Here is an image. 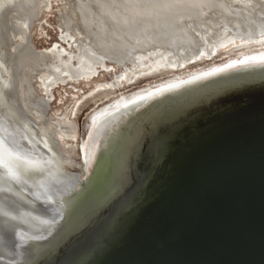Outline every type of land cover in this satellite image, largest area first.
Segmentation results:
<instances>
[{"label":"water","instance_id":"95a60500","mask_svg":"<svg viewBox=\"0 0 264 264\" xmlns=\"http://www.w3.org/2000/svg\"><path fill=\"white\" fill-rule=\"evenodd\" d=\"M88 115L69 190L0 119V264H264V49L179 60Z\"/></svg>","mask_w":264,"mask_h":264},{"label":"rangeland","instance_id":"374dc122","mask_svg":"<svg viewBox=\"0 0 264 264\" xmlns=\"http://www.w3.org/2000/svg\"><path fill=\"white\" fill-rule=\"evenodd\" d=\"M4 1L5 2L3 3V7L1 8L3 9L2 15L6 14L7 12H10L9 9L11 8H9V5L12 4L15 7L19 5V8H14L11 11V14L14 15V24L19 27V30L22 31V34L16 36L15 43L11 47V50L14 54H17L18 48H22V46H24V44H27L29 41H31L34 47L37 48L38 52H43V50H45V52L46 51L49 52L51 49L55 47V45H58L59 48H65L68 52L74 53L75 64L78 65V61L82 57V49H81V47L83 46L82 41L84 42V40L89 37L86 34H90L91 35L90 39H92L93 41L95 34L98 32L100 28L101 31L99 30L97 35L100 34V36L102 37L103 44H106L108 41L110 42L112 41L111 43L113 46L111 47V50H113L117 46L120 47V50L117 47L116 50L113 51L114 52L119 51L118 54H120L121 52L120 54L121 57L115 55L114 52L108 53L110 55H106L107 61H104L103 63H97L95 65L96 69L92 74H90V76H84L80 79L70 78L69 76H67V78L58 77L55 85L52 84L49 88H45V90H49L51 94L47 92V98H43L42 102L44 108L42 110H40L38 106H33V104H31L30 102L31 108L36 113L35 115L39 119L45 121L46 124L44 127L48 129V131H51L52 133L55 134L54 138L49 136L48 133L47 134L45 133L44 135H46V137L52 138L53 141L55 142V146L62 157V160L61 161L59 160L58 163L64 169L70 168L72 170H76V168L80 165L81 159H83L82 149H81L82 127L88 111L93 109V107L96 106L97 102L114 95H120L119 97H121V96H130L134 93L142 92L155 80H157L161 75H163L167 70H169L173 65H175L179 60L228 51V50L258 49L257 47L264 46V40H263L264 28L261 29L262 31H252V32H247V29L245 28L246 26L245 21L252 22L253 20L256 19L264 20V7L253 6L251 3H248V0H242L241 2L240 0H227L228 6L226 8V12L228 13H225L226 16H222L221 13L214 8H212L211 11L204 13L203 15H200L201 9L196 10L195 13L192 12L194 16H192L193 14L189 12L188 14L190 15L188 14L186 15L187 20H183L181 22V24H184V26H186V28H188L189 30L188 33L191 39V41L189 40V42L187 40L188 38L185 37V34H183L180 29H178L177 31L176 29H173L172 31V27H171L170 30L174 33L172 32L166 33L168 31L167 30L168 28L164 27L163 24L164 25L168 24L170 20L169 21L165 20L166 21L165 22L163 18L164 15L162 12H160V14L157 13L159 17H157L155 14V18L156 17L160 18V19L157 18L156 19L160 21V23L162 22L161 24H157L156 23L157 21H154V25L151 28L145 26V28L143 27V31L139 30L140 31L139 32L138 29H136L137 32H135L133 30L130 31V29L127 30L130 22L128 20H122V18L120 17L123 15L120 14L121 10L118 9V11H116L117 13L116 16H119V18H115V21H117L115 22L114 18L109 16L110 11H108V8L105 9L106 10L105 14H103L104 9L102 6L95 8L97 10L99 8L100 11H102L103 9L102 14L106 17L104 18V16L100 13L99 15L100 17L96 19L97 20V25H96V21L90 19L89 18L90 16H88L86 19L88 22H92L93 26L87 27V25L83 21L82 14L79 10L80 6L85 7V3H83L84 1L82 0L81 1L80 0H4ZM142 2L144 3L145 1L140 0L141 4L140 3L139 4L145 8L146 5L145 3L142 5ZM22 3L26 5L27 7L26 9H24ZM244 3L250 4L251 6H244ZM148 5H149L148 8L154 7L152 0L151 1L149 0ZM34 7L36 8L41 7L42 11L32 22V18L30 16V12H31L30 9ZM101 7L102 9H100ZM155 9L156 8H154V10ZM26 10H28V14H26L28 16L26 19H21L17 17L18 14L21 15L20 12ZM75 10H77L76 13ZM62 14L69 15L72 23L75 25L73 28H71L70 31L65 28V23L64 20L62 19ZM22 16L25 17V15ZM107 17H109L108 18L109 20L106 19ZM242 17L244 18L242 19ZM111 18L113 19V22ZM138 18L139 17H137V19ZM200 18L205 20L204 21L202 20L203 25L199 27V30L191 29L189 23L195 22V24L197 23L199 25ZM103 19L106 20L104 21ZM140 19L144 21L142 18ZM140 19L138 20V22L140 21L141 24ZM119 23L123 24V26L120 25ZM126 23L128 24V26L127 25L124 26V24ZM106 26H108L110 29ZM96 27H98L97 30ZM116 27L119 29L116 30L117 29ZM110 30H112L111 32L113 35L110 33ZM119 30L121 33L118 32ZM115 31L116 33H114ZM132 31L133 33H131ZM178 31L181 32L180 33L181 35H179ZM145 32L147 34H145ZM66 34L68 35L67 39L63 40V35ZM132 34L133 35L136 34V35L133 37ZM142 34L143 35L145 34L146 36L145 35L143 36ZM159 34L165 35L164 39L163 38L161 39L162 41H160L159 38L160 36H158ZM175 35L176 38L174 37ZM205 35L207 39L206 42H203L201 39H203L204 38L203 36ZM120 36H122V38ZM210 37L212 38L211 40H209ZM114 38L116 39L115 40L116 42L114 41ZM123 38L124 39L127 38V39L124 40ZM148 38H150L151 40ZM118 39H120V41ZM132 39L135 40L133 43L134 46L132 45L131 47L130 45L126 46L128 44L123 43L126 41L127 43H130ZM155 39H157L156 42ZM182 40H186V42H188L189 45L188 47L189 48L193 47L194 49V51L188 52L190 55L188 57L187 56L181 57L179 55L175 56L177 50H179L178 52H180V50L182 49V46L178 45V43L182 42ZM171 41L174 44L173 43L171 44ZM177 41L178 43H176ZM113 42L115 43L113 44ZM88 43L90 44V42ZM116 43H118L117 46ZM157 43L160 47L157 45ZM167 44L170 45L168 46ZM122 47L124 50L121 49ZM132 47H134L135 49H133ZM188 47L186 48L189 49ZM127 51L129 52L132 51L134 53L133 57H131L129 61L125 60L124 63L120 64L118 60L123 59L122 56L124 55L122 54L123 53L127 54ZM188 53L185 52V55ZM66 56L68 57V55ZM117 56L118 58H116ZM170 58L173 59L175 62H167L168 59ZM66 60L68 59L66 58ZM47 79L48 77L46 75L41 74L33 79L32 85L30 83L28 84L34 88V92L38 95V97L45 96V90H43V82H45ZM28 96L29 95H27V97ZM49 96H51V98H49ZM69 110H71V112H69ZM38 113H40V115ZM65 114L71 116L70 117L71 124H69V130H67V132H63V130H61L63 126H59V124H63V122H65V120L61 118V115L64 117ZM28 119L30 118L28 117ZM57 126H59V128H57Z\"/></svg>","mask_w":264,"mask_h":264},{"label":"bare ground","instance_id":"6f19581e","mask_svg":"<svg viewBox=\"0 0 264 264\" xmlns=\"http://www.w3.org/2000/svg\"><path fill=\"white\" fill-rule=\"evenodd\" d=\"M81 1V0H80ZM84 1L83 3H85V7L83 6H80L79 7V10L82 14V18H83V21L85 22V24L87 25V27H92V22H88L87 21V17L90 16L89 18L96 21V25H97V18L100 17V13L102 14V11L104 9V13L105 14V9L108 8V11H110L109 13V16L113 17L114 18V21H115V18H119V16H116V11L121 10L120 14H123L122 16H120L122 18V20H128L130 22L129 24V27L127 28V30L130 29L137 32L136 29H138V31H143V27L145 28V26H148V27H152L154 25V21H157L156 23L157 24H161L160 21H158L157 19H160V18H157L159 17L157 13L160 14V12L163 13V18H164V21H169L168 24H163L164 27H167L168 31L166 33H171L173 31V29H176V31L178 29L181 30V32L183 34H185V37H187L188 39V42L189 40L191 41L190 39V35L188 33V28H186V26H184V24H181V22L183 20H187V14L189 12H194L198 9H201V14L200 15H203L204 13L206 12H209L212 10V8L214 9H217L222 16H226L225 13H228L226 12V8L228 6L227 4V0H152L153 4H154V7L152 8H148V4H149V0H142V1H145V8L142 7L140 4V0H82ZM151 1V0H150ZM242 0H240L241 2ZM5 1L4 0H0V11L2 12L3 9H1L3 7V3ZM7 2V1H6ZM20 2V1H19ZM140 3V4H139ZM142 2V5L144 4ZM248 3H251L253 6H262L264 7V0H248ZM78 4V3H77ZM82 5V4H81ZM99 5V6H98ZM5 6V5H4ZM10 6H13L12 4L9 5V8H11ZM19 6V5H18ZM22 6H24V4L22 3ZM79 6V5H78ZM102 7L100 9H102V11L98 10L95 8V7ZM244 6H251L250 4H247V3H244ZM19 8V7H18ZM78 8V7H77ZM154 8H156L154 10ZM12 9V8H11ZM26 9V8H25ZM5 10V9H4ZM31 12H30V16L32 18V22L33 20L39 15V13L42 11L41 7H34V8H31L30 9ZM73 10V9H72ZM78 10V9H77ZM77 10H75V13L77 12ZM123 12V13H122ZM21 15L18 14L17 17L21 18V19H26L28 15V10L26 11H22L20 12ZM89 14V15H88ZM91 14V15H90ZM102 14V15H103ZM119 14V15H120ZM155 14H156V18H155ZM193 14V13H192ZM191 14V15H192ZM198 14V13H197ZM22 15H25V17H23ZM174 15H175V18H174ZM190 15V14H188ZM199 15V16H200ZM9 16V15H8ZM92 16V17H91ZM104 16V15H103ZM194 16V14L192 15ZM191 16V17H192ZM197 16V15H195ZM198 16V17H199ZM75 17V16H74ZM106 16H104L105 18ZM137 17H139L137 19ZM169 17V18H168ZM189 17V16H188ZM202 17V16H201ZM255 17V16H254ZM103 18V17H102ZM101 18V19H102ZM109 17H107L106 19H108ZM140 18H142L144 21H142ZM172 20H171V19ZM195 18V17H194ZM197 18V17H196ZM244 17H242L243 19ZM62 19L64 20V23H65V28L67 30H71V28H73L75 25L72 23L71 21V18L69 15H63L62 14ZM100 19V18H99ZM98 19V21H99ZM105 19V20H106ZM112 19V18H111ZM110 19V20H111ZM141 20V24H140V21L138 22V20ZM162 19V17H161ZM199 19V18H198ZM256 19V18H255ZM82 20V19H81ZM104 20V19H103ZM104 20V21H105ZM121 20V19H120ZM197 20V19H196ZM205 19H202L200 18V23L199 25L195 22H191L189 23L190 24V28L193 29V30H199V27H201L203 25V21ZM102 21V20H101ZM100 21V22H101ZM162 21V20H161ZM165 21V22H166ZM198 21V20H197ZM196 21V22H197ZM82 22V21H81ZM88 22V23H87ZM99 22V23H100ZM107 22V21H106ZM112 22H113V19H112ZM110 22V23H112ZM117 22V21H115ZM125 22V21H124ZM128 22V23H129ZM159 22V23H158ZM246 22V26L245 28L247 29V32H252V31H262L261 29L264 28V20H253L252 22H248V21H245ZM95 23V22H94ZM123 23V21H122ZM145 23V24H144ZM13 24V23H12ZM102 24V23H101ZM116 24V23H115ZM120 24V23H119ZM156 24V25H157ZM114 25V24H113ZM123 26V24H120ZM128 24H124V26ZM116 26V25H115ZM77 27V26H76ZM75 27V28H76ZM108 27V26H106ZM114 27V26H113ZM119 27V26H118ZM155 27V26H154ZM172 27V31L170 30V28ZM2 28V24H0V29ZM109 28V27H108ZM117 28V27H116ZM123 28V27H121ZM125 28V27H124ZM158 28V27H157ZM161 28V26H160ZM3 29V28H2ZM86 29V28H85ZM98 29V27H96V30ZM101 29V28H100ZM99 29V30H100ZM110 29V28H109ZM114 29V28H113ZM119 28H117L116 30H118ZM148 29V28H147ZM88 30V29H87ZM98 30V32H99ZM101 31V30H100ZM105 31V30H104ZM107 31V30H106ZM112 30H110V33L112 34L111 32ZM114 31V30H113ZM124 31V29H123ZM133 31L131 33H133ZM139 31V32H140ZM149 31V30H148ZM17 32V31H16ZM85 32V31H84ZM87 32V31H86ZM97 32V31H96ZM97 32V33H98ZM120 32V30L118 31ZM117 32V33H118ZM134 32V33H135ZM179 32V35H181L180 31ZM89 33V31H88ZM97 33L95 34V37L94 36V39L92 41V39H90V34H86L87 36H89L88 38H84V42L82 41V57L80 58V60L78 61V65L75 64V55L74 53H70L68 52L65 48H59L58 45H55V47L53 49H51L49 52L45 50H43V52H35V53H31V52H27V54H25L23 57H21V64H22V67L20 66V68H22V71H23V75L22 76V81H23V84L26 85L27 87V84L30 83L32 85L33 83V79L41 74L43 75H46L48 77V79L43 82V90H45V88H49L52 84L55 85L56 81H57V78L58 77H61V78H64L67 76H69L70 78H76V79H80L84 76H90V74H92L94 72V70L96 69V64L97 63H103L104 61H107V56L106 55H110L108 53H112L114 52L113 50H116V48L118 47L117 44L119 43H116V48H112L113 50H111V47L113 46L112 45V41H108L106 44H103L102 43V37L99 35H97ZM101 33V32H100ZM104 33V32H102ZM116 33V31L114 32ZM121 33V32H120ZM142 33V32H141ZM160 33V32H159ZM163 33V32H162ZM174 33V32H172ZM109 34V32H108ZM119 34V33H118ZM129 34V33H128ZM137 34V33H136ZM135 34V35H136ZM145 34H147L145 32ZM144 34V35H145ZM149 34V33H148ZM154 34V33H153ZM157 34V33H156ZM2 35V33H1ZM102 35V34H101ZM104 35V34H103ZM113 35V34H112ZM117 35V34H115ZM121 35V34H120ZM125 35V34H124ZM133 35V34H132ZM133 35V37L135 36ZM138 35V34H137ZM143 35V34H142ZM143 35V36H144ZM177 35V34H176ZM176 35L174 36L176 38ZM67 34L66 35H63V40H66L67 39ZM111 36V35H109ZM146 36V35H145ZM150 36V35H149ZM148 36V37H149ZM158 36H160V41H162L161 39L163 38L164 39V36L163 34H159ZM158 36H157V39H158ZM178 36V35H177ZM189 36V37H188ZM3 37V36H2ZM10 37V36H9ZM99 37V38H98ZM112 37H115V36H112ZM117 37V36H116ZM119 37V36H118ZM122 38V36H120ZM139 37V36H138ZM179 37V36H178ZM204 38L201 39L203 42H206V35L203 36ZM120 38V39H121ZM129 38V37H128ZM137 38V37H136ZM82 39V38H80ZM110 39V38H109ZM108 39V40H109ZM120 39H118L120 41ZM124 39V38H123ZM127 39V38H126ZM124 39V40H126ZM139 39V38H138ZM150 39V38H148ZM155 39V42L156 40ZM212 38L210 37L209 40H211ZM11 40V39H10ZM112 40V39H111ZM116 39L114 38V41ZM122 40V39H121ZM123 40V41H124ZM129 40V39H128ZM151 40V39H150ZM175 40V39H174ZM264 40V39H263ZM122 41V42H123ZM134 39H132V41L130 43H127L126 42H123V43H126L128 45L126 46H129L131 47L134 46ZM137 41V40H136ZM154 41V40H153ZM86 42V43H85ZM90 42V44L88 43ZM116 42V41H115ZM113 42V44L115 43ZM121 42V44H122ZM159 42V40H158ZM188 42H186V40H182V42H179L178 41L176 43H178L179 46H182V49L180 50V52H178L179 50H177V52L175 53V56L176 55H179L181 57H185V56H190L188 52L190 51H194L193 47L189 48L188 46ZM251 42H254V41H251ZM56 43V42H55ZM152 43V42H151ZM150 43V45H151ZM173 42L171 41V44ZM246 43H249V42H246ZM10 44V43H9ZM147 44V43H146ZM145 44V46H146ZM174 44V43H173ZM143 45V44H142ZM149 45V43H148ZM158 45V43H157ZM168 46L170 44H167ZM176 45V44H175ZM245 45V44H244ZM248 45V44H247ZM1 46V45H0ZM125 46V45H124ZM125 46V47H126ZM159 46V45H158ZM178 46V47H179ZM124 47V48H125ZM140 47V46H138ZM137 47V48H138ZM151 47V46H150ZM149 47V48H150ZM154 47V45H153ZM160 47V46H159ZM186 47H188L189 49H187ZM127 48V47H126ZM129 48V47H128ZM133 49H135L134 47H132ZM145 48V47H144ZM258 49H264V46L263 47H257ZM110 51H109V50ZM118 49L120 50V47H118ZM117 49V50H118ZM122 50L123 47L121 48ZM131 49V50H133ZM175 49V48H174ZM137 50V49H136ZM126 51V50H125ZM148 51V50H146ZM185 52H187L188 54L185 55ZM118 52H114L115 55H118L121 57V52L120 54H118ZM123 53V52H122ZM133 52H129L127 51V54H122L124 56H122L123 59H119L118 62L120 64L124 63V61H129L131 59V57H133ZM68 55V57L66 56ZM113 55V56H115ZM112 56V55H111ZM118 56L116 58H118ZM109 57V56H108ZM119 57V58H120ZM66 58L68 60H66ZM175 59V58H174ZM113 60V59H112ZM115 60V59H114ZM122 60V61H121ZM3 58L0 54V71L3 70V73L6 69L5 66H2V62H3ZM66 61V62H65ZM167 62H175L173 59H168ZM28 77V78H27ZM39 79V78H38ZM46 85V86H45ZM29 92V97L27 98V102H31V104H33V106H38L40 110H42L44 108L43 106V103L41 100H43V98H47V92H49V90H45V96H41V100L38 99V95L31 91V90H28ZM141 92H138V93H134L132 95H135V94H140ZM49 94H51V92H49ZM25 96H27V92H25ZM120 95H114V96H110V97H107L105 99H102L101 101L97 102L96 103V106L97 107L98 105L104 103L105 101L107 100H110V99H115V98H120L119 97ZM121 97H125V96H121ZM49 98H51V96H49ZM28 104V103H27ZM3 105V101H2V96H1V90H0V111H2V106ZM93 107V108H95ZM24 111H25V114H27L28 112V117L30 119H32V117L34 118V114L31 112L30 109L28 108H24ZM27 111V113H26ZM69 112H71V110H69ZM40 115V113H38ZM70 114V113H69ZM26 115V116H27ZM61 118H63V120H65V122H63V124H59V126H63V128H61V130H63V132H67V130H69V124H71V120H69V115L68 114H65L64 117L61 115ZM45 121L42 120V124L39 123V127L41 129V132L44 136V138L46 137V135H44L45 133L49 134V136H51L52 138H54V133H52L51 131H48V129H46L44 126H45ZM88 125H89V115L87 113V116L84 120V124H83V127H82V144H81V149H82V157L84 158V151H85V144H86V138H87V131H88ZM59 126H57V128H59ZM48 131V132H47ZM54 161L56 162L57 164V167L60 171V174L62 177H65L68 176L69 178L67 179V182L65 183L66 187H67V190L70 189V187L72 186V184L74 183V181L76 180V178L78 177V175L80 174L81 170H82V164H83V159H81V162H80V165L76 168L75 171L73 172H66L65 169H63V167L58 163V159L56 157H53L51 156Z\"/></svg>","mask_w":264,"mask_h":264},{"label":"flooded vegetation","instance_id":"af4514ba","mask_svg":"<svg viewBox=\"0 0 264 264\" xmlns=\"http://www.w3.org/2000/svg\"><path fill=\"white\" fill-rule=\"evenodd\" d=\"M18 7L19 6H11L12 9H9L10 12H7L4 15H2V12L0 11V24H2L3 28L0 29V54L4 60L2 62V66L6 67L4 73L3 70L0 71V90L3 101V105L1 106L2 111H0V119L31 132L50 156L56 157L61 161L62 157L55 146V142L50 137L44 138L39 127V123L42 124V119H39L35 115L36 113L31 108L30 102H27V98L29 96H25V92H27V95H29L28 90L34 92V88L28 85L29 83L27 84V87L25 84H23L21 76L23 75V71L22 68H20V66L22 67L20 59L25 54H27V52L35 53L38 52V50L34 47L31 41H29L27 44H24L22 48H18L17 54H14L11 50L12 45L15 43L16 36L22 34V31L19 30V27L14 24V15L11 14V11ZM23 7L24 9L27 8L26 5ZM39 98L41 97H38V99ZM24 108L30 109L34 114L35 117L32 118V120L28 119ZM70 117L71 116H69V120ZM73 171L75 170L70 168L66 170V172ZM62 178L64 183H66L69 177L66 176V178Z\"/></svg>","mask_w":264,"mask_h":264}]
</instances>
